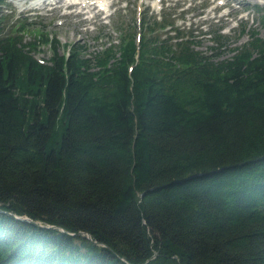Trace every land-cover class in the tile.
<instances>
[{
    "label": "trees",
    "instance_id": "16d2710c",
    "mask_svg": "<svg viewBox=\"0 0 264 264\" xmlns=\"http://www.w3.org/2000/svg\"><path fill=\"white\" fill-rule=\"evenodd\" d=\"M185 14L86 57L0 11V264H264V33Z\"/></svg>",
    "mask_w": 264,
    "mask_h": 264
},
{
    "label": "rangeland",
    "instance_id": "374dc122",
    "mask_svg": "<svg viewBox=\"0 0 264 264\" xmlns=\"http://www.w3.org/2000/svg\"><path fill=\"white\" fill-rule=\"evenodd\" d=\"M70 0H56L50 7H38L32 9L33 1L3 0L1 10L8 16L3 21L6 27L14 24L18 19H28L17 23H31L34 31L45 32L49 37L53 36L64 45L76 44L86 46V57L101 50L102 44L117 43L116 34L112 33L114 24L119 22L122 28H132L135 7L139 10H149V16L158 17L161 3L159 0H75V7L66 9ZM170 5L165 13L182 16L177 21L178 26L191 27V30L202 29L201 34L221 28L222 34L228 38L226 48L222 49L221 57L233 56V49L240 48L248 41L247 34H241V26L246 30L256 29L260 35L264 33L261 26V17L264 14V0H165ZM80 4V5H78ZM259 6V8H257ZM157 14V15H156ZM173 18V16H172ZM115 22V23H114ZM244 28V29H245ZM182 29V28H180ZM198 31H194L197 35ZM201 44L198 49L207 54H214L209 36H199ZM22 42H32L33 34L25 33ZM97 38V40H96ZM35 58L46 61L50 56L48 47L36 45ZM60 54H66V49L59 47ZM16 216H14L15 218ZM18 218V217H17ZM18 220V219H17ZM20 221L29 222L27 218L20 217ZM51 228V227H50Z\"/></svg>",
    "mask_w": 264,
    "mask_h": 264
},
{
    "label": "water",
    "instance_id": "95a60500",
    "mask_svg": "<svg viewBox=\"0 0 264 264\" xmlns=\"http://www.w3.org/2000/svg\"><path fill=\"white\" fill-rule=\"evenodd\" d=\"M15 219H18L19 220V218H17V217H15ZM62 231V230H61ZM86 238H88V237H86Z\"/></svg>",
    "mask_w": 264,
    "mask_h": 264
},
{
    "label": "bare ground",
    "instance_id": "6f19581e",
    "mask_svg": "<svg viewBox=\"0 0 264 264\" xmlns=\"http://www.w3.org/2000/svg\"><path fill=\"white\" fill-rule=\"evenodd\" d=\"M19 1H24V0H19ZM26 1V0H25ZM75 2V1H74Z\"/></svg>",
    "mask_w": 264,
    "mask_h": 264
}]
</instances>
